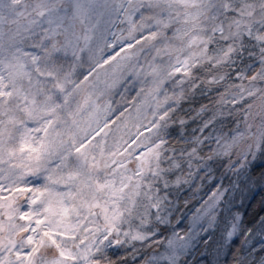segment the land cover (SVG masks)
Segmentation results:
<instances>
[{"label": "snow or ice", "instance_id": "6c2138e0", "mask_svg": "<svg viewBox=\"0 0 264 264\" xmlns=\"http://www.w3.org/2000/svg\"><path fill=\"white\" fill-rule=\"evenodd\" d=\"M0 264H264V0H0Z\"/></svg>", "mask_w": 264, "mask_h": 264}]
</instances>
